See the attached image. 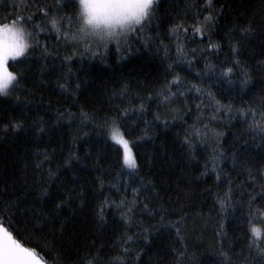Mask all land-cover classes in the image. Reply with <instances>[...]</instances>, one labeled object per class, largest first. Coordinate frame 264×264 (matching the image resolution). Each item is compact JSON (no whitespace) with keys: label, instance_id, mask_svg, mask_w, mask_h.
I'll return each mask as SVG.
<instances>
[{"label":"trees","instance_id":"obj_1","mask_svg":"<svg viewBox=\"0 0 264 264\" xmlns=\"http://www.w3.org/2000/svg\"><path fill=\"white\" fill-rule=\"evenodd\" d=\"M12 20L38 41L0 95V222L21 244L47 264H264V0H157L107 47L79 34V0H0Z\"/></svg>","mask_w":264,"mask_h":264},{"label":"snow or ice","instance_id":"obj_2","mask_svg":"<svg viewBox=\"0 0 264 264\" xmlns=\"http://www.w3.org/2000/svg\"><path fill=\"white\" fill-rule=\"evenodd\" d=\"M156 2L157 0H79V5L80 7L87 5L88 11L92 16L100 17L109 21H115V23L118 24L122 29H126L125 31L121 32H116L115 29H113L112 32L108 33L109 37L111 38L107 40L103 39V37H100L98 39V44H102L104 47H107V43L109 41L116 40L118 43L121 36L128 37L129 33L137 32L138 29L136 26L143 28L144 22L149 20L150 14H154V5H156ZM205 2L209 6V9H211V0H205ZM45 15H47V13H45ZM213 19L214 16L212 14L205 16L204 24L206 25ZM17 24L23 25L25 27L24 21L18 22L16 20H12L11 22H0V33L14 31L13 26ZM52 24L55 27L57 21L53 19ZM35 27L40 28L41 31L44 30L40 25H35ZM195 30L200 32L201 28L197 27ZM243 31L248 33L252 31V29L245 28ZM79 34L83 35L85 38L92 37L91 35L83 34V29L81 27L79 29ZM28 35L35 41L34 32H28ZM35 42L38 44V41ZM209 47H215V45L209 44ZM45 51H47V49H45ZM22 53L23 49L15 52L14 54L9 52L7 55H5L3 44L0 42V89L6 88L13 79L17 80V74L9 70V60L10 58L15 60L18 57H22L24 55ZM236 63H239V61H236ZM232 71V67H228L226 69L227 73H231ZM5 74L7 76V80H4ZM243 75L244 79L241 81V83L246 84L248 82L249 76L246 72H244ZM165 99H167V97H165ZM124 115H126V113H124ZM118 119H120V117L112 119L110 138L111 140L115 141L116 144L123 146L125 163L129 167L135 168L136 160L132 156V150L129 146V141L125 139L124 133L121 131V127L117 124ZM10 127L13 129H19L23 127V124L14 123L11 124ZM260 130L264 131V126H260ZM37 131L43 132L44 129L39 127ZM261 180L264 181V175L261 176ZM253 182L254 184L256 183L255 178H253ZM259 187L261 189L260 195H264V182L260 183ZM38 194L40 197L49 195L47 188L43 186H41L39 189ZM248 195L249 214H258L264 217V210L261 208H255V201L257 198L255 189ZM230 200L231 196L226 195L225 198L220 201L222 209ZM62 205H69V199L59 200L57 203H55V209H60ZM7 210L11 211V207H9ZM103 211V206H101L99 213L101 218H103ZM49 216H51L50 213H42L37 217L36 223L42 228L45 224L50 222L48 219H45V217ZM52 219H54V217H52ZM144 231L147 232L146 229ZM251 232L253 233L254 237L252 240V246H255L258 251L264 253V241L256 239L261 235L260 230L253 226L251 228ZM89 256H92V254L90 252L86 253L85 257H81L78 264H85L86 258ZM93 259H95V257H93ZM0 264H45V261L38 256L34 248L25 247L23 244H21V242L13 236V233L9 231L8 228L4 227L2 222H0ZM87 264H92V261L87 260Z\"/></svg>","mask_w":264,"mask_h":264},{"label":"clouds","instance_id":"obj_3","mask_svg":"<svg viewBox=\"0 0 264 264\" xmlns=\"http://www.w3.org/2000/svg\"><path fill=\"white\" fill-rule=\"evenodd\" d=\"M80 17H81V28L83 29V34L91 35L94 38L103 37V39H110L108 33L115 29L116 32L125 31L122 29L115 21H109L102 19L100 17L92 16L88 11V6L84 5L80 7ZM14 27V31H9L6 33H0V42H2L4 47V53L7 55L9 52L13 54L15 52L23 49L25 54L31 46L30 36L28 35L27 29L20 24ZM4 80H7L5 74ZM16 80L13 79L6 88L0 89V95H7L10 87L14 84Z\"/></svg>","mask_w":264,"mask_h":264},{"label":"rangeland","instance_id":"obj_4","mask_svg":"<svg viewBox=\"0 0 264 264\" xmlns=\"http://www.w3.org/2000/svg\"><path fill=\"white\" fill-rule=\"evenodd\" d=\"M10 60H11V58H10ZM45 264H47V263H45Z\"/></svg>","mask_w":264,"mask_h":264}]
</instances>
